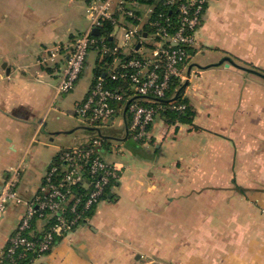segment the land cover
I'll use <instances>...</instances> for the list:
<instances>
[{
  "label": "crops",
  "instance_id": "crops-1",
  "mask_svg": "<svg viewBox=\"0 0 264 264\" xmlns=\"http://www.w3.org/2000/svg\"><path fill=\"white\" fill-rule=\"evenodd\" d=\"M89 1L0 0V185L22 167V202L0 219V254L60 151L103 138L120 179L87 222L33 264H264V0H209L183 82L192 120L159 113L140 143L125 111L105 128L76 114L98 52L74 90L57 93L71 46L89 28ZM139 2L136 18L105 34L97 28L112 43L124 28L141 29L126 57L153 48L148 10L158 1Z\"/></svg>",
  "mask_w": 264,
  "mask_h": 264
},
{
  "label": "built area",
  "instance_id": "built-area-1",
  "mask_svg": "<svg viewBox=\"0 0 264 264\" xmlns=\"http://www.w3.org/2000/svg\"><path fill=\"white\" fill-rule=\"evenodd\" d=\"M208 3L209 0H163L159 8L150 5L147 26L153 48H138L132 56L126 57L125 52L143 39L141 29L137 26L124 28L118 39L121 43L112 44L102 36L96 37L94 30L105 24L118 28L124 16L136 18L133 9L140 5L139 0H132L130 4L126 0H90L87 8L89 28L71 46L57 93L74 90L92 51L98 52L102 59L112 57V65L106 73L95 77L87 98L76 108V114L87 126L101 128L124 115L128 104L130 138L138 143L147 141L149 129L164 107L146 104L142 99L165 100L172 85L183 83L187 78L185 69ZM173 12L176 16H172ZM113 81L128 82L131 94L123 91V87H112ZM168 107L182 111L187 106L172 100ZM103 144V138H97L89 144L60 151L39 193L1 252L0 264H5L4 259L16 262L29 253L42 257L52 251L58 239L90 219L92 210L118 182L122 170L117 163L105 160L101 150ZM21 172V165L12 167L0 185V219L11 204L22 202L18 192ZM43 219L47 223L42 234L37 236L36 223Z\"/></svg>",
  "mask_w": 264,
  "mask_h": 264
},
{
  "label": "trees",
  "instance_id": "trees-1",
  "mask_svg": "<svg viewBox=\"0 0 264 264\" xmlns=\"http://www.w3.org/2000/svg\"><path fill=\"white\" fill-rule=\"evenodd\" d=\"M153 1V0H152ZM158 1V8L161 7V2L163 0H157ZM172 16H176L175 12L172 13ZM110 24H105L102 29H105L106 32H103L102 34H105L107 32H109L110 28ZM95 34V33H94ZM95 36L100 37V35L95 34ZM108 42H110L112 44L111 38H107L106 39ZM113 63V58L112 57H105L102 59L101 64H99V66L96 68V76L99 74H103L106 73V71L108 70V68L112 65ZM110 85L112 87H123V91L127 92L128 94H131V90H128V88L130 87L129 83L126 82L125 84L122 81H113L110 83ZM126 88V89H125ZM175 96V98L173 97ZM173 97V99H172ZM175 100L174 102L176 104H186V109L182 110V111H177V110H171L168 106L170 105L171 100ZM144 100V102L146 104L149 105H154V106H163L164 110H162L160 112L164 113V115L169 119L170 122H175V121H180V122H190L192 120L193 117V111L190 107V104L188 103V101L185 99L184 97V83H175L174 85H172V88L168 94V98L165 100H156V99H142ZM168 107V108H167ZM56 160V158L54 159V161ZM116 185V183L114 184V186ZM113 187V186H112ZM110 189L107 192V195L105 196L104 199L107 198L108 193H109ZM95 211V209L92 210L91 212V216L93 214V212ZM47 223L46 219L40 220V222L38 221V224H41V228L36 230L35 235L40 236V234H42L41 232L43 231L42 229L45 228V225ZM40 227V226H39ZM50 252H47L46 254H49ZM45 254V255H46ZM38 257L36 256V254H31L29 253L26 257L17 260L16 262H11L10 260H6L4 259L5 264H33V262L37 259Z\"/></svg>",
  "mask_w": 264,
  "mask_h": 264
},
{
  "label": "rangeland",
  "instance_id": "rangeland-1",
  "mask_svg": "<svg viewBox=\"0 0 264 264\" xmlns=\"http://www.w3.org/2000/svg\"><path fill=\"white\" fill-rule=\"evenodd\" d=\"M120 119V117L119 118H117L115 121H114V123L113 124H111V125H114V124H116L117 123V121ZM111 125H105V126H101V128H105V127H108V126H111ZM129 144H131V143H129Z\"/></svg>",
  "mask_w": 264,
  "mask_h": 264
},
{
  "label": "water",
  "instance_id": "water-1",
  "mask_svg": "<svg viewBox=\"0 0 264 264\" xmlns=\"http://www.w3.org/2000/svg\"><path fill=\"white\" fill-rule=\"evenodd\" d=\"M94 33L98 35V34H99V29H95V30H94ZM127 108H128V104H127V106H126V108H125V113H126V111H127Z\"/></svg>",
  "mask_w": 264,
  "mask_h": 264
}]
</instances>
